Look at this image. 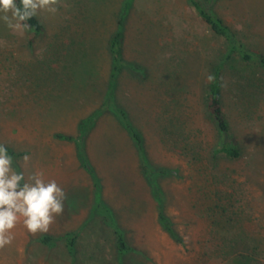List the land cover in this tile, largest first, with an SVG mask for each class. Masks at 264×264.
<instances>
[{
	"label": "rangeland",
	"instance_id": "374dc122",
	"mask_svg": "<svg viewBox=\"0 0 264 264\" xmlns=\"http://www.w3.org/2000/svg\"><path fill=\"white\" fill-rule=\"evenodd\" d=\"M57 8L37 15L38 38L0 22V144L29 157L13 164L26 179L42 173L66 193L47 233L16 225L0 264H264V70L252 89L223 76L242 153L229 160L217 153L224 139L208 104L225 47L189 0H59ZM213 10L264 55V0H221ZM120 32L117 73L110 41ZM86 120L96 122L86 151L102 205L130 247L123 256L95 210L76 143L59 139L77 138ZM70 231L80 234L75 260L64 240L40 241Z\"/></svg>",
	"mask_w": 264,
	"mask_h": 264
},
{
	"label": "trees",
	"instance_id": "16d2710c",
	"mask_svg": "<svg viewBox=\"0 0 264 264\" xmlns=\"http://www.w3.org/2000/svg\"><path fill=\"white\" fill-rule=\"evenodd\" d=\"M221 0H189L191 6L202 18L215 37L219 38L225 47L222 56H220V63L216 67L215 77L209 86L208 104L209 110L214 118L218 130L221 133L224 141L222 147L217 151L218 154L223 155L229 160H239L242 157L241 149L231 131L230 122L227 118L224 106V88L223 76L227 73L237 76L239 80L245 82L249 88L260 84L258 75L261 70H264V55L255 54L248 49L247 44L238 36V34L213 10L214 6ZM29 31L33 33L34 37H40L44 32V25L36 16L27 22ZM111 54L114 60V68L117 73L121 72L122 54H123V35L117 33L110 41ZM248 88V89H249ZM122 114V113H121ZM125 115V114H122ZM96 124L95 121H84L80 125V131L77 138L68 136H59V139L67 142H74L77 145V154L79 161L85 171L90 175L94 182L96 211L106 213L105 223L114 228L117 242V250L121 256L130 252L123 232L114 225V221L107 209L102 205V187L96 170L89 160L86 151V141L89 137L92 127ZM134 141L142 148V136L131 128H128ZM9 154L14 159L21 158L25 154H19L7 147ZM146 170V165L144 164ZM107 210V211H105ZM161 222L170 235L179 243H182L181 238L177 235L172 227V224L165 215H161ZM80 234L78 232L70 231L64 237L56 239L52 236L41 237V243L53 246L58 241L64 240L68 249L69 255L73 260L76 259L78 253V241Z\"/></svg>",
	"mask_w": 264,
	"mask_h": 264
},
{
	"label": "clouds",
	"instance_id": "9594fccd",
	"mask_svg": "<svg viewBox=\"0 0 264 264\" xmlns=\"http://www.w3.org/2000/svg\"><path fill=\"white\" fill-rule=\"evenodd\" d=\"M59 0H0V22L10 29L29 27L39 12L56 14ZM24 161L29 157L25 155ZM14 158L0 144V249L13 243V230L22 221L28 233H47L57 216L64 213L66 193L55 180L46 182L42 173L28 177L13 167Z\"/></svg>",
	"mask_w": 264,
	"mask_h": 264
}]
</instances>
